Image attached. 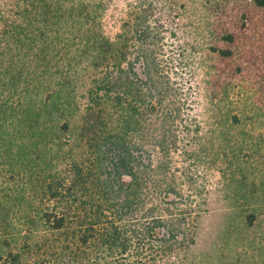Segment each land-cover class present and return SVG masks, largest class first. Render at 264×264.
I'll return each mask as SVG.
<instances>
[{
	"label": "trees",
	"instance_id": "obj_1",
	"mask_svg": "<svg viewBox=\"0 0 264 264\" xmlns=\"http://www.w3.org/2000/svg\"><path fill=\"white\" fill-rule=\"evenodd\" d=\"M187 1L129 2L112 38L102 18L113 0H0V162L28 175L27 219L53 237L37 264H161L195 244L206 192L175 169L186 126L163 47ZM243 122L230 117L235 130ZM242 129L225 151L252 223L264 215V175L250 179V159L263 144ZM24 238L0 264H23Z\"/></svg>",
	"mask_w": 264,
	"mask_h": 264
},
{
	"label": "rangeland",
	"instance_id": "obj_2",
	"mask_svg": "<svg viewBox=\"0 0 264 264\" xmlns=\"http://www.w3.org/2000/svg\"><path fill=\"white\" fill-rule=\"evenodd\" d=\"M132 1L111 3L102 18L109 37L120 31ZM179 11L163 41L164 67L182 94L186 126L175 169L181 179L190 174L195 186L205 189L206 203L195 244L161 264H264V215L252 223L244 219L245 206L236 197L239 185L229 177L235 158L225 151L227 143L233 146L241 141L240 126L259 140L263 147L250 159L249 172L250 179L260 184L264 175V6L253 0H188ZM226 32L234 33L233 42L222 39ZM212 47L231 49L233 56H221ZM234 112L244 119L239 130L230 124ZM185 186L189 188L188 183ZM30 192L28 175L9 171L0 162V254L21 248L24 237L30 235L31 247L23 255V264H37L53 243L52 235L35 232L27 219ZM258 199L257 204L263 201Z\"/></svg>",
	"mask_w": 264,
	"mask_h": 264
}]
</instances>
